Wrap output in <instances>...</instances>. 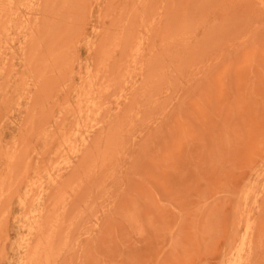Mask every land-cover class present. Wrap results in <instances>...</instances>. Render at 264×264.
<instances>
[{"label":"rangeland","instance_id":"374dc122","mask_svg":"<svg viewBox=\"0 0 264 264\" xmlns=\"http://www.w3.org/2000/svg\"><path fill=\"white\" fill-rule=\"evenodd\" d=\"M0 264H264V0H0Z\"/></svg>","mask_w":264,"mask_h":264},{"label":"bare ground","instance_id":"6f19581e","mask_svg":"<svg viewBox=\"0 0 264 264\" xmlns=\"http://www.w3.org/2000/svg\"><path fill=\"white\" fill-rule=\"evenodd\" d=\"M30 182V181H29Z\"/></svg>","mask_w":264,"mask_h":264}]
</instances>
